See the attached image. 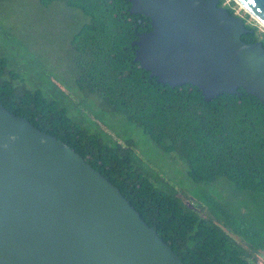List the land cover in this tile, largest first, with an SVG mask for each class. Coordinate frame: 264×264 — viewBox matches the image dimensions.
Returning <instances> with one entry per match:
<instances>
[{
  "label": "trees",
  "instance_id": "trees-1",
  "mask_svg": "<svg viewBox=\"0 0 264 264\" xmlns=\"http://www.w3.org/2000/svg\"><path fill=\"white\" fill-rule=\"evenodd\" d=\"M13 1L0 0V103L118 187L184 264H260L264 105L242 88L206 102L191 84L158 83L135 62L133 43L152 28L129 0H38L69 13L62 71L11 19ZM249 18L241 39L264 46Z\"/></svg>",
  "mask_w": 264,
  "mask_h": 264
},
{
  "label": "water",
  "instance_id": "water-1",
  "mask_svg": "<svg viewBox=\"0 0 264 264\" xmlns=\"http://www.w3.org/2000/svg\"><path fill=\"white\" fill-rule=\"evenodd\" d=\"M264 28V0H233ZM150 19L135 62L206 102L242 88L264 105V46L220 0H129ZM192 207V206H191ZM0 264H184L119 188L0 103Z\"/></svg>",
  "mask_w": 264,
  "mask_h": 264
},
{
  "label": "rangeland",
  "instance_id": "rangeland-1",
  "mask_svg": "<svg viewBox=\"0 0 264 264\" xmlns=\"http://www.w3.org/2000/svg\"><path fill=\"white\" fill-rule=\"evenodd\" d=\"M230 1L227 0L226 3L229 4ZM235 10L239 17H246L247 13L239 5H236ZM8 14L22 28L28 42L36 43L38 51L57 61L63 71L64 59L67 56L65 34L72 28L65 7L58 3L53 5L52 9L44 10L38 0H14L9 6ZM248 23L257 24L251 17ZM259 29L264 33L262 26L259 25ZM177 169L173 172L174 179L185 188H190L191 184L185 179L184 172L179 167ZM259 263L264 264V252L259 256Z\"/></svg>",
  "mask_w": 264,
  "mask_h": 264
},
{
  "label": "flooded vegetation",
  "instance_id": "flooded-vegetation-1",
  "mask_svg": "<svg viewBox=\"0 0 264 264\" xmlns=\"http://www.w3.org/2000/svg\"><path fill=\"white\" fill-rule=\"evenodd\" d=\"M148 32H150V31H148ZM148 32H146V33H148ZM142 34H145V33H142ZM142 34H140V35H142ZM136 47V46H135Z\"/></svg>",
  "mask_w": 264,
  "mask_h": 264
}]
</instances>
